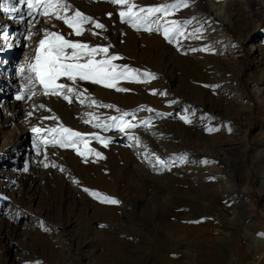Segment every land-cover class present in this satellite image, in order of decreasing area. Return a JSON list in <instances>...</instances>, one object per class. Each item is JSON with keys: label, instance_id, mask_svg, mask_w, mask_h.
Returning a JSON list of instances; mask_svg holds the SVG:
<instances>
[{"label": "rangeland", "instance_id": "obj_1", "mask_svg": "<svg viewBox=\"0 0 264 264\" xmlns=\"http://www.w3.org/2000/svg\"><path fill=\"white\" fill-rule=\"evenodd\" d=\"M256 1L264 4V0ZM132 2L158 7L180 0H150L147 5L143 0ZM184 2L188 6L173 10L171 15L152 17L160 18L161 25L172 20L180 24L184 35L169 43L155 25L148 32L122 23L120 6L107 0H67L72 9L105 26L99 30L85 25L88 31L79 37L68 35L71 29L62 21L29 17L27 6L19 0H0L7 8L19 9L0 8V264H150L146 258L162 251L166 222L160 205L180 208L186 206L180 202L189 198L177 195L181 188L176 182L178 171L187 168L202 180L209 172L212 179L205 193L212 195L229 187L226 175H234L229 163L232 153L241 149L221 154L226 161L229 158L226 165L177 152L183 144L175 140L173 132L179 124L192 131L196 120L204 126L205 136L218 134L234 144H248L241 164L243 212L253 231L244 227L238 206L230 200L219 207L225 223L215 236L229 243L234 238L231 231L238 228L241 247L253 254L251 262L264 264V244L257 242L264 241V184L260 185L252 159L264 141V92L257 93L264 80V8H246L245 0ZM199 2L205 10L200 17L197 13L186 16ZM44 30L93 47L111 45L108 54L121 57L113 63L135 70L139 82L120 81L117 87L127 89L123 92L79 82L78 91L86 90V95L73 94L71 102L43 95L37 85V94L28 99L31 93L24 86L29 73L20 70L34 59ZM93 31L98 35H91ZM30 32L34 33L31 39ZM154 42L160 47L155 48ZM203 48L209 51L199 50ZM193 66L203 76L193 74ZM145 72L155 79H146ZM58 82L71 85L63 78ZM21 92L24 99L17 100ZM92 100L104 107L90 106ZM124 113L128 115L123 121L134 127L121 131L119 120L109 118ZM53 116L87 138L86 145L78 146L83 156L75 148L45 145L42 141L47 133L37 137L32 132L33 127H56V120L45 119ZM185 118L190 122L185 123ZM94 135L109 141L107 147L92 139ZM87 149L104 158L98 159ZM24 176L32 179L25 188L19 182ZM98 178L106 184L100 185ZM262 180L264 183V177ZM84 189L119 203H102ZM84 234L94 241L79 250L77 238ZM228 258L225 264H245L241 258L236 261L235 255Z\"/></svg>", "mask_w": 264, "mask_h": 264}, {"label": "snow or ice", "instance_id": "obj_2", "mask_svg": "<svg viewBox=\"0 0 264 264\" xmlns=\"http://www.w3.org/2000/svg\"><path fill=\"white\" fill-rule=\"evenodd\" d=\"M20 4L27 6V15L29 17H35L36 15L45 17L47 20H59L66 25L71 32L68 35L82 36L85 31V25L91 24L95 29L104 30L105 26L93 20L91 17L84 15L79 10H74L71 5L67 3V0H19ZM108 3L120 6L121 10L119 16L121 22L128 23L131 27L139 31L141 28L143 30L151 32L153 31V25H155V30L161 32L164 39L169 43L173 42L179 36H183L184 33L181 29L180 24L175 21H165V25L160 24V18L153 20L152 17H156L157 14H163V16H168L173 13V10H178L181 7H187V3L184 0H180L179 3H173L170 5L158 6V7H141L136 5L132 0H107ZM0 8L5 11H19V9L7 8L3 4H0ZM69 12L71 14L69 15ZM111 15V14H109ZM23 22V20L21 21ZM190 23V21L185 22ZM199 29L197 33H199ZM34 33H29L28 38L31 39ZM91 35H98L97 32H91ZM195 35V34H189ZM108 47H93L88 43L73 41L68 39L65 35L60 32L44 30L43 38L39 40L38 45L35 50L34 59L26 64V67L21 68V73L25 71L29 73L27 77L28 84L24 87L27 91L31 93L28 99L35 96L37 93L34 91L37 85L42 89V94L47 96H58L69 102H71L70 96L75 94L78 97L85 96L86 90L84 92L78 91L79 82H90L96 85H100L104 88H115L117 92L127 91V89L117 87L120 81H136L139 82L140 74L135 70L129 69L113 63L116 60L121 59L117 55H109ZM200 51H209L207 48L199 49ZM197 51V49H193ZM101 57L97 59V57ZM146 79H155L150 73H143ZM63 78L64 80L71 82L60 83L58 81ZM155 94V93H153ZM17 100L24 99V92H21L16 97ZM83 102V101H81ZM100 106L95 100H92L90 106ZM41 107H43L41 105ZM31 115V113H29ZM128 115V113L122 114L119 118L113 116L109 119L113 122L119 123L117 126L123 131L125 128L134 127L130 123H125L123 117ZM45 119H53L57 121V126L53 128H41L33 127L32 132L40 137L42 133H47V136L43 139V143L59 145L61 148H75L78 155L83 156L84 153L80 151L79 145L85 144L87 138L70 128L64 127L59 123L58 118L46 117ZM85 123H90V120H85ZM190 121L185 118V123ZM96 127L107 128L109 125L96 124ZM209 131H212L211 129ZM97 142L101 143L103 146L107 147L109 141L103 139L100 136H93ZM133 139H135L133 137ZM89 152H94L98 159H103L104 157L99 152H95L94 149H87ZM160 163V161H158ZM48 165H45L47 167ZM55 167V165H52ZM76 181H74L75 183ZM84 191L89 192L88 189ZM94 198H97L102 203L107 204H118L119 201L113 198L102 196L97 192H89Z\"/></svg>", "mask_w": 264, "mask_h": 264}, {"label": "bare ground", "instance_id": "obj_3", "mask_svg": "<svg viewBox=\"0 0 264 264\" xmlns=\"http://www.w3.org/2000/svg\"><path fill=\"white\" fill-rule=\"evenodd\" d=\"M143 1L146 2V5L150 3V0ZM141 3L142 2H138V4H135L141 6ZM245 3L246 6H248L246 8H250L252 10L258 6L264 8V4L256 0H245ZM203 10L204 8H202V3L199 2L197 3L194 11L192 10L193 12H187L185 15L192 16L193 13H197L198 17H200V13ZM204 17L206 18V16ZM204 17H201V20L204 21ZM5 30H7V27ZM157 44V42H154V47ZM151 47L153 48V46ZM158 47L160 46L158 45L155 48ZM196 69L194 67L192 73L203 76L202 71ZM260 90L261 93L264 92V80L260 83L257 93H259ZM200 124L201 121L196 120L191 127L192 131L186 130L184 126L179 124L177 131L173 132V136L176 141H181L183 147L179 148L177 152H180L181 154L189 153L192 155H197L201 158L207 159L210 163L213 161L214 163H219V165H224L226 162L228 163L229 158L227 156L229 155L227 154L226 158L228 159L226 161L224 157L225 155H221L223 152L228 153L229 151L241 149L239 153H232L231 157L233 159H231L232 161L229 163V166L230 164L231 167L233 166L234 175L230 176V173L227 175L224 174L227 176L228 179H226V182L229 183L230 186L227 188H224L225 186H223L218 195L205 193V190H208L207 184L212 179V176L209 172H207L205 175L206 180H202L199 179V177H196L194 172L188 170L187 168H182L179 170V175L176 176V182L180 184L181 188H179L180 190L178 191L177 195L181 194L189 196V198L191 196V198L189 199L185 197L180 203L183 205L185 204L186 206H182L180 208H166L162 206L163 204L160 205L159 208L161 209V214L163 215V219L166 222V226H164L165 229H163L164 232L162 234V251L159 253V256L157 255L158 253L152 252V255L150 254V256L146 258L147 263L225 264V260L229 255H235L237 257L236 261H239L241 258V260L245 261V264H254L251 262L253 254H247L246 250L241 247V240L237 232L238 228L237 230L234 229L235 231H231V236L234 238L230 240L229 243L226 239H220V237L215 236V234H219V229L225 223L221 217L222 214L220 216L219 207H224L225 203L230 200L232 201V204H236L234 206H238L237 213L243 215H241V220L244 224V227L251 228L250 230L253 231L251 226L246 225L247 221L243 212L246 204L243 200L244 188H242V182H244V176L242 174L241 164L245 163L246 149L244 148L247 147L248 144H234L230 139L227 138V140L218 134L215 135L210 133L205 136V133H203L204 126H201L202 124ZM258 145V150H255L252 159L255 161V164L258 168L257 172L260 178V185L263 186L264 183L262 178L264 177V166H262V162H264V141ZM114 166L116 170V165ZM207 169L209 171V168ZM221 171H224V169ZM208 176L211 178H208ZM103 178H98V183H101L100 185L106 184V180ZM19 182L21 186L25 188L31 184L32 179L28 176H24ZM252 238L254 239V237ZM77 239L79 243V250H82L84 247L91 246L94 241L86 238L85 234L84 236H78ZM257 242L260 244V246L264 244V241L261 240ZM221 243H224V246H221ZM234 249H236L235 253L233 252Z\"/></svg>", "mask_w": 264, "mask_h": 264}]
</instances>
